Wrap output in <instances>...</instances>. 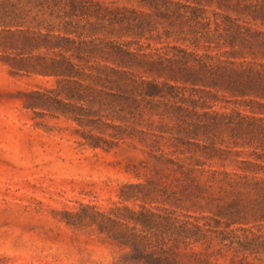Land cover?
I'll use <instances>...</instances> for the list:
<instances>
[{
	"label": "trees",
	"instance_id": "16d2710c",
	"mask_svg": "<svg viewBox=\"0 0 264 264\" xmlns=\"http://www.w3.org/2000/svg\"><path fill=\"white\" fill-rule=\"evenodd\" d=\"M0 53L55 79L27 108L145 155L121 205L71 214L118 264H264V0H0Z\"/></svg>",
	"mask_w": 264,
	"mask_h": 264
},
{
	"label": "rangeland",
	"instance_id": "374dc122",
	"mask_svg": "<svg viewBox=\"0 0 264 264\" xmlns=\"http://www.w3.org/2000/svg\"><path fill=\"white\" fill-rule=\"evenodd\" d=\"M55 87L53 78L13 72L0 53V264H118L119 246L71 224V214L121 205L120 188L142 181L127 165L145 155L90 148L75 122L25 106L34 91Z\"/></svg>",
	"mask_w": 264,
	"mask_h": 264
}]
</instances>
